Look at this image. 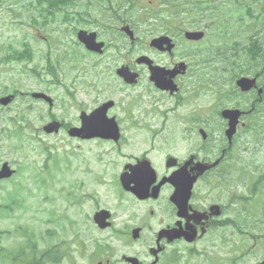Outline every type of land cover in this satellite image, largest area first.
Listing matches in <instances>:
<instances>
[{
    "label": "flooded vegetation",
    "instance_id": "flooded-vegetation-1",
    "mask_svg": "<svg viewBox=\"0 0 264 264\" xmlns=\"http://www.w3.org/2000/svg\"><path fill=\"white\" fill-rule=\"evenodd\" d=\"M188 1L203 9L169 11L175 17L162 11V31L146 40L149 58L121 60L136 75L133 84L119 78L115 89L113 59L97 70L112 80L95 86L90 105L80 99L77 118L62 123L65 131L82 129L87 117L104 107L99 125L115 128L116 123L121 136L115 141L82 133L74 139L89 145L92 155L81 167L87 178L72 193L76 204L88 208L85 217L95 235L85 240L87 230H80L72 251L65 241L48 251L45 264L63 258L66 264H196L209 249L235 243L243 248L239 256L221 260L213 254L216 264H249L252 251L245 242L264 248V0ZM50 4L28 25L34 39L52 49L46 27L59 15L68 26V16L66 0ZM112 11L108 36L115 34ZM125 26L130 25L122 21ZM31 30L16 38L25 58L33 49ZM187 32L199 35L188 39ZM161 36L171 38L172 51L150 47ZM158 70L159 81L152 78ZM88 78L85 74L83 81ZM242 79L255 80V87L244 91L238 85ZM139 135L144 138L136 139ZM103 143L120 157L109 179L97 166L107 155L95 149ZM88 186L93 189L85 193ZM249 226L262 228L251 231L252 240ZM254 264H264V257Z\"/></svg>",
    "mask_w": 264,
    "mask_h": 264
},
{
    "label": "rangeland",
    "instance_id": "rangeland-1",
    "mask_svg": "<svg viewBox=\"0 0 264 264\" xmlns=\"http://www.w3.org/2000/svg\"><path fill=\"white\" fill-rule=\"evenodd\" d=\"M15 1L0 0V96H17L12 104L1 109L0 114V169L4 163H9L16 170L14 177L0 181V264H28L32 253L45 259L51 248L61 246L62 241H70L83 229L87 230L86 238L95 235L85 217L88 208L76 204L72 193L73 186L87 178L81 167L87 163L88 156L92 157L87 153L90 147L72 140L62 130L58 134H47L43 127L53 120L74 121L79 112L77 102L85 100L89 106L94 87L112 80L110 74L97 70L111 64L113 59H136L142 54L147 55V38L162 31L164 17L161 11H166L167 17L176 16L169 12L176 9L170 5L161 7L160 0H75L66 7L68 26L61 25L59 15L57 21L46 27L53 35L54 46L50 49L34 39L29 28V16L35 7L23 8L37 2L22 0L16 4ZM176 4H180L179 0ZM46 9L49 8L45 3L37 6L32 18L40 20ZM112 10L115 34L108 36L106 27L114 24ZM19 14L24 20L16 18ZM122 21L136 32L140 43L132 44L128 36L121 33ZM148 26L154 29L145 32ZM19 28L32 33L33 49L27 50L30 56L27 59L15 58L25 50L15 47L21 32ZM232 28L240 32L239 24H233ZM62 29H66L64 40ZM77 29L99 32L102 40L109 43L108 49L102 55L87 52L78 44ZM85 74H89V78L83 81ZM119 85L115 77V87ZM34 92L53 98V108L45 101L34 99ZM142 138V135L136 136V139ZM95 149L102 155L107 154L97 166L108 172L109 179L114 173L115 160L120 157L110 154L111 146L106 143ZM92 189L88 186L85 193ZM105 190L106 186L102 187L101 193ZM52 213L57 216L52 217ZM261 229V226H249L248 239L252 240L251 231ZM245 244L247 250L252 251L249 264L264 257V248L252 249ZM25 246L31 247L32 252L28 247L24 250L26 254L20 256L19 252ZM241 251L243 248H239L238 243L229 248L219 245L195 259L194 263L216 264L213 254L221 260H230ZM219 264L230 263L222 261Z\"/></svg>",
    "mask_w": 264,
    "mask_h": 264
},
{
    "label": "water",
    "instance_id": "water-1",
    "mask_svg": "<svg viewBox=\"0 0 264 264\" xmlns=\"http://www.w3.org/2000/svg\"><path fill=\"white\" fill-rule=\"evenodd\" d=\"M123 30L126 32H129L128 27L123 28ZM129 34L132 38H134L133 32L130 31ZM186 35L187 37H192L194 34L187 33ZM167 38L168 37H161V38L154 39L151 45L153 47L162 49L163 44L170 42ZM79 39L81 42H83L86 45L87 49L91 51L99 52V53L103 52L104 44L97 43L95 33L88 34L85 31H81L79 33ZM172 46H169L167 49L171 50ZM119 73H123V74L125 73L126 74L125 78L127 79V81H131L132 75L130 73L127 74L125 70H122ZM154 78L158 81L161 80V72L160 71L155 72ZM241 85L243 89L245 90H248L252 87L248 80L241 81ZM33 96L37 99H45L46 101L50 102L51 105L53 104V100L50 97H47L45 94L35 93ZM11 101H12V97H5V98L0 99V103L5 106L8 105ZM101 122H102V115H101V112L99 111L96 114L91 115L89 118L85 120L86 127L82 131L84 133H88V135H90L89 133H91L94 136H98V137L117 139L118 138L117 126L115 125V128H114L113 126L99 125ZM59 129H60V124L57 122H54L50 124L49 126L45 127V130L48 133L58 132ZM70 134L72 136H77L78 130H71ZM13 173L14 172L10 169L9 165L7 163L4 164L2 170L0 171V180L11 177Z\"/></svg>",
    "mask_w": 264,
    "mask_h": 264
},
{
    "label": "trees",
    "instance_id": "trees-1",
    "mask_svg": "<svg viewBox=\"0 0 264 264\" xmlns=\"http://www.w3.org/2000/svg\"><path fill=\"white\" fill-rule=\"evenodd\" d=\"M70 1H71V3H73L74 0H70Z\"/></svg>",
    "mask_w": 264,
    "mask_h": 264
}]
</instances>
